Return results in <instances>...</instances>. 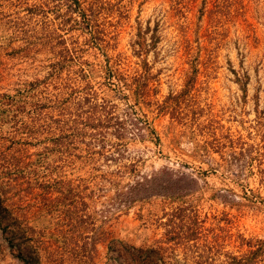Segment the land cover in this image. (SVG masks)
<instances>
[{
    "label": "rangeland",
    "instance_id": "1",
    "mask_svg": "<svg viewBox=\"0 0 264 264\" xmlns=\"http://www.w3.org/2000/svg\"><path fill=\"white\" fill-rule=\"evenodd\" d=\"M79 1L0 0L7 201L39 264H264V0ZM0 264H24L1 229Z\"/></svg>",
    "mask_w": 264,
    "mask_h": 264
},
{
    "label": "trees",
    "instance_id": "2",
    "mask_svg": "<svg viewBox=\"0 0 264 264\" xmlns=\"http://www.w3.org/2000/svg\"><path fill=\"white\" fill-rule=\"evenodd\" d=\"M61 1L64 2L65 11L88 10V8H85L81 5V2L79 0ZM99 122L102 124V120H99ZM100 123H98V125ZM6 158V154L0 153V229L9 244L10 250L13 253H16L17 257H19L24 262V264H39V252L41 250V243L38 242L34 244V240L30 235L32 229L27 225L25 219L26 214L22 213L24 209H22L21 207H19L18 209V206H15L16 203L14 201L13 203L12 201L11 203H8L7 201L8 193H11L12 197H14L16 194L19 195V190H16L17 188L15 185L18 179L22 178L23 182H25L27 185L28 181H24L25 170H23V167H21L23 166L21 161H19L14 156L10 155V159ZM2 160H4L5 162H2ZM2 173L4 174L3 176ZM143 180H145V183L149 182L151 185H154V187H149L148 195L153 194L154 192H159V189H156L160 186L159 181L156 177L154 178L153 176H149L147 179ZM143 180L136 181V184L143 185ZM13 181L15 183H13ZM69 195L70 194H65L61 197H55L54 201H57L58 205H62L61 209L63 208V212L59 213L58 215V217L60 218L59 220H64L62 222L66 223V225H68L69 227L68 229L72 231L75 226H80L83 220L82 214L80 213L81 210L79 209V212L75 211L76 207L72 209L74 205H72V199H68ZM80 204L83 205V203ZM15 207H17V209ZM17 211H19V213H17ZM60 214H62V218ZM149 251L152 254L148 253L149 255H146L145 259L143 260L146 264H154L157 261L156 258L159 256L157 252L158 250L150 249ZM53 264H58V262H56V260H53Z\"/></svg>",
    "mask_w": 264,
    "mask_h": 264
}]
</instances>
